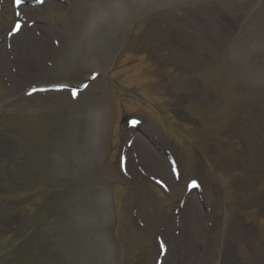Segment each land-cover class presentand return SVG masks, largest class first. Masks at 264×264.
Returning a JSON list of instances; mask_svg holds the SVG:
<instances>
[{"label":"rangeland","instance_id":"1","mask_svg":"<svg viewBox=\"0 0 264 264\" xmlns=\"http://www.w3.org/2000/svg\"><path fill=\"white\" fill-rule=\"evenodd\" d=\"M13 1L0 264H264V0Z\"/></svg>","mask_w":264,"mask_h":264},{"label":"bare ground","instance_id":"2","mask_svg":"<svg viewBox=\"0 0 264 264\" xmlns=\"http://www.w3.org/2000/svg\"><path fill=\"white\" fill-rule=\"evenodd\" d=\"M23 9V8H22ZM25 13H26V11H24ZM24 12H23V14H24ZM24 41H22L20 44H19V48L21 49V48H23L24 47ZM146 160H147V163L149 164V166L151 165V166H153V169H155V171H158V173H160V174H163V172L165 173V171H164V168L162 167V164L160 163V162H155V163H152L151 162V157H150V155L149 154H147V152H146ZM163 175H166V174H163ZM167 176V175H166ZM194 192V191H193ZM190 211H188V213L187 214H185V218L186 219H188L189 221H194L195 223H196V225L197 224H199L200 222L202 223V221L200 220V217H199V215H197L196 213L195 214H193L192 216L190 215V213H189ZM198 219V220H197ZM197 220V221H196ZM200 223V224H201Z\"/></svg>","mask_w":264,"mask_h":264},{"label":"snow or ice","instance_id":"3","mask_svg":"<svg viewBox=\"0 0 264 264\" xmlns=\"http://www.w3.org/2000/svg\"><path fill=\"white\" fill-rule=\"evenodd\" d=\"M15 2H16V4L17 5H19V4H21L22 3V0H15ZM40 2L41 3H44V0H40ZM19 15V14H18ZM16 30H19V25L17 24V26H16ZM96 78V76L94 75L93 76V79H95ZM32 93H29V95H31ZM78 95V93L77 92H73V96L75 97V96H77ZM192 184H193V186H196V182L195 181H193L192 182ZM161 247L163 248V242H162V244H161Z\"/></svg>","mask_w":264,"mask_h":264}]
</instances>
